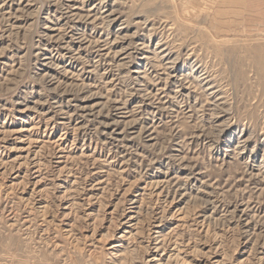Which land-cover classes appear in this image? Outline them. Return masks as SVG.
Listing matches in <instances>:
<instances>
[{"label": "rangeland", "instance_id": "obj_1", "mask_svg": "<svg viewBox=\"0 0 264 264\" xmlns=\"http://www.w3.org/2000/svg\"><path fill=\"white\" fill-rule=\"evenodd\" d=\"M0 264H264V0H0Z\"/></svg>", "mask_w": 264, "mask_h": 264}]
</instances>
